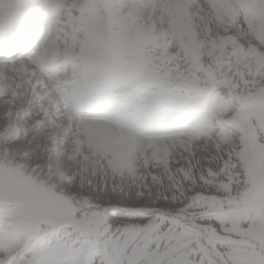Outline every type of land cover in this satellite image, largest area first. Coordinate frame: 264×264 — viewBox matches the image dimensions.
<instances>
[{
    "label": "snow or ice",
    "instance_id": "1",
    "mask_svg": "<svg viewBox=\"0 0 264 264\" xmlns=\"http://www.w3.org/2000/svg\"><path fill=\"white\" fill-rule=\"evenodd\" d=\"M227 2L0 0V264H264V0Z\"/></svg>",
    "mask_w": 264,
    "mask_h": 264
},
{
    "label": "bare ground",
    "instance_id": "2",
    "mask_svg": "<svg viewBox=\"0 0 264 264\" xmlns=\"http://www.w3.org/2000/svg\"><path fill=\"white\" fill-rule=\"evenodd\" d=\"M174 5H176L180 9L182 14L180 15V17H173V16L166 15L168 17V24H169V21L173 20V19H176V24L181 22L182 25H179V27H182V31H181V34L179 35V40L183 41V42H186L188 44H192V46H193V44L196 42V39H195V32L192 31V22H191V20L189 18V15H188L187 11L185 10V8L179 3H171L168 6L169 9L171 7H173ZM231 10H232L231 6H225L224 8H222L221 9V14L217 15L218 20H220L221 18H225V17L230 18L232 16V14H233V13H230ZM189 21H190V23H189ZM220 21H223V20H220ZM256 26L258 27V28L256 27V34L258 36L264 38V27H263V25L259 24V25H256ZM175 27H176V25H174V26H169L168 25L169 29L170 28L175 29Z\"/></svg>",
    "mask_w": 264,
    "mask_h": 264
},
{
    "label": "rangeland",
    "instance_id": "3",
    "mask_svg": "<svg viewBox=\"0 0 264 264\" xmlns=\"http://www.w3.org/2000/svg\"><path fill=\"white\" fill-rule=\"evenodd\" d=\"M225 6H231L230 5V3H228L227 2V0H214V9H215V12H216V15H219V14H221V9L222 8H224ZM232 8V7H231ZM186 10V9H185ZM230 13H233V11L231 10V12ZM165 14L166 15H168V16H173V17H180V15L182 14L181 13V11H180V9L176 6V5H174L173 7H171L170 9H169V7H167L166 9H165ZM225 19H227V17H225V18H221L220 20H225ZM192 22V21H191ZM222 22V21H221ZM189 23H190V21H189ZM173 24V25H172ZM259 24H261V25H263V27H264V21H261L260 23H258L257 25H259ZM169 26H174V25H176V27H175V29H172V28H170L169 29V32L171 33V35L172 36H174L176 39H178L179 40V35L181 34V31H182V27H179V25H182V23L180 22V23H177L176 24V19H173V20H170L169 21V24H168ZM257 27V26H256ZM258 28V27H257ZM194 28H193V24H192V31H194L193 30ZM174 33V34H173ZM146 34V35H145ZM140 39H141V41H149L150 39H151V36H150V34L148 33H144V34H142L141 36H140ZM180 41V40H179ZM181 43H183L184 45H185V47H186V49L189 51V52H192V53H194L195 51H196V49H197V47H198V43H194L193 44V46H192V44H188V43H186V42H183V41H180Z\"/></svg>",
    "mask_w": 264,
    "mask_h": 264
}]
</instances>
